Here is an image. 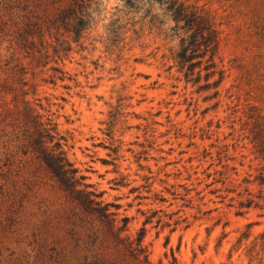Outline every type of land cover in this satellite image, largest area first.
Masks as SVG:
<instances>
[{"label": "rangeland", "instance_id": "rangeland-1", "mask_svg": "<svg viewBox=\"0 0 264 264\" xmlns=\"http://www.w3.org/2000/svg\"><path fill=\"white\" fill-rule=\"evenodd\" d=\"M127 1L0 0V264H139L9 125L24 100L58 124L118 226L128 217L123 235L146 228L151 264H264V0H178L220 30L225 73L211 89L199 88L205 71L199 83L179 71L160 1ZM85 12L91 27L76 37Z\"/></svg>", "mask_w": 264, "mask_h": 264}, {"label": "trees", "instance_id": "trees-1", "mask_svg": "<svg viewBox=\"0 0 264 264\" xmlns=\"http://www.w3.org/2000/svg\"><path fill=\"white\" fill-rule=\"evenodd\" d=\"M159 1L164 7L165 15L171 17L176 23L171 27V35L180 38L173 56L179 71L184 74L188 83L201 82L203 71H205L206 83L200 85L199 88L218 87L224 79L225 72L218 68L215 60L220 43V30L217 23L203 9L191 8L178 0ZM127 3L129 7L132 6L130 0ZM74 4L82 7V3L79 4L77 1ZM69 12L76 13L74 8ZM69 12L65 11L62 15ZM62 15L58 20L62 19ZM64 17L67 22L69 16ZM77 18L74 31L76 37H81L83 31L91 27L92 13L85 12ZM108 28L114 36V40L121 38L124 26L120 23L119 18L114 19ZM42 55L49 58V49H46ZM206 56L209 57L205 59ZM197 68L199 69L197 70ZM54 70L63 74L61 78H64L63 70L58 67ZM217 74L219 78L211 82L210 78ZM215 95H218V91L215 92ZM6 119L9 120V125L14 130L23 132L28 139V149L35 154L57 185L68 193L72 201L81 208L85 216L91 218L90 223L93 225L96 220L99 221L115 248L123 250L125 254L135 258L139 264H151L147 247L143 244L146 228L143 227L139 236L134 240L128 235H123V232L127 230L128 217H124V224L118 226L117 219L114 217L115 213L110 211V204L97 199L101 194L88 190L90 185L83 182L86 176L79 174V168L70 160L65 150L67 139L60 133L58 124L53 118L44 119V115L36 111L29 101L24 100L23 105L17 106L15 110L6 115ZM259 152L264 156V143L259 144ZM255 180H259L260 184L264 185V171ZM154 214L146 218L145 224L152 221ZM248 235L246 234V237Z\"/></svg>", "mask_w": 264, "mask_h": 264}]
</instances>
